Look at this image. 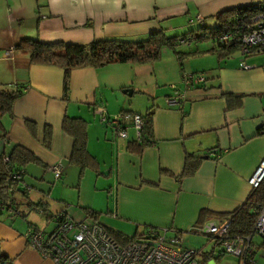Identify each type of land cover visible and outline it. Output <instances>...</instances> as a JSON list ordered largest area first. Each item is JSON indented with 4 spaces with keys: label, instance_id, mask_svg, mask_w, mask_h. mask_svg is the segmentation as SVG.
<instances>
[{
    "label": "crops",
    "instance_id": "1",
    "mask_svg": "<svg viewBox=\"0 0 264 264\" xmlns=\"http://www.w3.org/2000/svg\"><path fill=\"white\" fill-rule=\"evenodd\" d=\"M238 1L0 0V86L23 89L11 115L2 119L7 131L2 148L23 146L51 175L58 165L57 180H67L75 167L78 175L81 171L70 160L72 137L62 129V121L65 116L81 118L86 122V148L97 166L83 172L104 177L107 198L111 196L105 207L111 216L96 219L106 230L128 238L151 229L165 231L167 238L176 236L182 242L185 234L199 233L197 228L207 222L221 223L250 193L249 179L264 161V51L243 57L236 49L221 56L215 38L189 39L182 42L186 51L173 58L73 69L65 95L63 69L32 64L28 52L15 45L26 37L66 44L140 41L155 31L166 35L191 25L213 27L217 14ZM197 15L202 22L190 23ZM9 48L12 53L6 57ZM243 62L251 67L243 68ZM167 72L172 74L161 82L171 85L160 94L149 82L136 85L147 74ZM193 74L203 81L186 90L183 77ZM137 93L148 95L145 104L134 101ZM174 96L177 103L168 105L166 99ZM98 108L109 116L150 112L151 143L139 147L131 125L126 138L116 136L111 125L101 122ZM187 155L198 161L189 175L183 174ZM15 195L26 198L20 192ZM27 200L16 199L22 218L25 208L42 202ZM20 225L0 219V253L11 264H53L23 236L34 225L28 224L23 233ZM48 225L44 230L52 229L53 223ZM212 247L198 250L208 254ZM219 260L202 255L205 264Z\"/></svg>",
    "mask_w": 264,
    "mask_h": 264
},
{
    "label": "built area",
    "instance_id": "2",
    "mask_svg": "<svg viewBox=\"0 0 264 264\" xmlns=\"http://www.w3.org/2000/svg\"><path fill=\"white\" fill-rule=\"evenodd\" d=\"M245 13L233 17L231 29L216 36L218 44L223 46L235 45L240 54L245 57L264 51V0H251ZM241 6V5H239ZM201 15L190 20V23L200 24ZM189 41V39H187ZM12 49L5 51L9 57ZM243 68L251 66L245 62ZM185 89L202 82L200 75H185L183 77ZM178 96L166 99L168 105L177 103ZM101 122L111 125L113 132L120 138L127 137L128 125L135 130L136 139H140L143 120L139 114L120 113L114 116L107 115L98 108ZM4 139L2 142H5ZM7 169L9 158H2ZM54 178L61 177V168L55 165L51 168ZM25 170L9 171L8 180L18 183V188L24 193L30 192V187L23 180ZM264 179V161L249 179L251 187H256ZM15 196L0 199V214L7 216L17 215ZM52 229L40 230L29 226L24 233L28 245L36 250L43 258L53 264H205L202 261V251L182 247L180 240L174 236L167 238L165 231L148 230L143 237L132 240L125 245L119 244L100 223L87 220L84 217L74 220L64 211L55 213L52 217ZM230 220L221 223L210 221L197 228V232L208 236L213 243L212 256L231 254L238 258L239 264H254V238L264 239V204L259 209L254 223V233L250 236L229 237ZM0 264H7L0 259Z\"/></svg>",
    "mask_w": 264,
    "mask_h": 264
},
{
    "label": "trees",
    "instance_id": "3",
    "mask_svg": "<svg viewBox=\"0 0 264 264\" xmlns=\"http://www.w3.org/2000/svg\"><path fill=\"white\" fill-rule=\"evenodd\" d=\"M248 6L241 5L226 9L216 16L217 24L213 27L199 26L195 30L183 36H166L162 31H155L140 41H124L117 39L96 40L88 44H66L63 42L43 43L37 37L22 38L15 48L24 49L28 52L30 63L59 66L64 71V94H67L70 71L76 68L92 66L100 68L111 63H147L160 58L162 47L175 49L178 43L190 40H206L216 38L219 34L231 29L233 17L245 13ZM249 11V10H248ZM218 44V43H217ZM221 56H227L238 49L235 45L223 46L218 44ZM219 51V52H220ZM179 55V52H176ZM23 94L22 87H2L0 86V199L7 198L20 192L24 197L26 193L18 188V183L8 180L9 171L24 169L27 163H40L35 155L28 149L20 145L12 146L5 151L2 146L7 140V131L3 126L2 119L6 115H11L12 106L15 100ZM143 120V127L140 131L138 146L151 143V113L140 115ZM28 127H32V122L26 121ZM62 129L72 137L71 162L80 167V174L87 167L96 170V162L90 156L86 148L87 132L86 122L81 118H70L65 116L62 121ZM50 136V130H46V139ZM9 158V168L5 166L2 158ZM198 161L192 155L185 158L183 174H192ZM26 174V171H25ZM25 179V178H24ZM24 182V180H23ZM264 204V179L253 187L242 204L232 211L225 219L230 220L228 230L229 237L250 236L254 233V223L258 216L260 207ZM18 214L20 211L15 202ZM98 212L85 209L87 218L96 221ZM14 216V215H13ZM11 217V216H9ZM52 217V216H51ZM108 231V230H107ZM109 234L121 245L143 237V234L134 235L131 238L125 237L116 232L108 231ZM262 239V238H261ZM264 240V239H262ZM255 242V241H254ZM256 245V243H255ZM258 246V245H257ZM264 246V241L260 243ZM202 255L212 256L211 252ZM206 257V256H204ZM219 257V256H213ZM0 259L11 264L4 255L0 253Z\"/></svg>",
    "mask_w": 264,
    "mask_h": 264
},
{
    "label": "rangeland",
    "instance_id": "4",
    "mask_svg": "<svg viewBox=\"0 0 264 264\" xmlns=\"http://www.w3.org/2000/svg\"><path fill=\"white\" fill-rule=\"evenodd\" d=\"M250 2L251 0H239L237 6ZM196 28V26L191 25L184 31H173L170 34L167 32L166 36H183ZM187 48L188 47L184 46L182 43H178L174 50L162 47L160 58L161 60H164L165 57L168 58V55L173 58V55H175L176 52L186 51ZM185 67H188V63H185ZM171 74V72H167L166 75H159L157 73L147 74L145 75L146 79L140 77V86H138V84L136 85L139 88L149 82V85L156 88L159 91L157 93L160 94V92L168 89L171 85L169 82H161L163 79L162 77L167 76L166 78H169ZM156 82L157 84H155ZM147 97L148 95H140L137 93L134 97V101L143 105L147 102ZM73 170V172L69 173L67 180H55L54 176L47 172L43 165L33 162L27 163L25 165L26 174L24 177V180H26L27 183H24L31 189L26 198H21L19 195H15V200L19 199L22 201H28L27 199H29L36 204L39 203V199H41L42 202L40 205H30V207L25 208L23 218L20 215H14L9 218L5 214H0V219L8 218L9 221L13 220V222L21 224L20 227L22 228L23 233L28 224H32L40 230H43L48 224L52 225V219L50 218L49 220H46V217L50 215L53 216L55 213L60 211H64L76 221L86 216V208L98 212V219H100V221L103 218H107L108 216L110 217V214H105L106 202L107 199L111 201V196L107 198L104 177H99L97 179L95 172L91 170H86L83 174L79 175L77 167ZM87 220L91 221L90 218ZM47 221H49L48 224H46ZM130 227L131 226H129V228ZM140 230L141 229H139V231ZM127 231V235L131 236L133 234L132 228ZM254 240L259 244L254 251V264H264V246H260V243L264 240L259 237H255ZM180 245L185 248L198 250L202 247L210 249L213 246V243L210 241L208 236L199 232L185 234ZM217 264H239V262L238 258L235 256L231 254H224L223 256H220V260Z\"/></svg>",
    "mask_w": 264,
    "mask_h": 264
}]
</instances>
